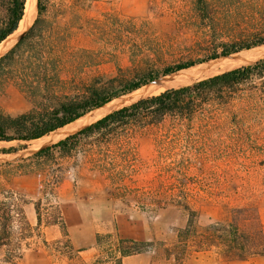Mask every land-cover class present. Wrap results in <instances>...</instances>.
<instances>
[{
  "label": "rangeland",
  "instance_id": "374dc122",
  "mask_svg": "<svg viewBox=\"0 0 264 264\" xmlns=\"http://www.w3.org/2000/svg\"><path fill=\"white\" fill-rule=\"evenodd\" d=\"M208 4L211 20L200 19L195 0H47L44 18L48 22L72 26L75 43L92 49L96 56L102 58L104 63L99 69L108 76L116 74L112 63L115 61L126 69L123 71L125 75H131L135 69L129 62V56L135 59L154 56L151 49L155 38L178 46L176 50L171 48L159 53L153 60L157 67L178 58L202 57L206 48L199 41L205 40V29L210 23L218 29L216 41L239 44L255 40V37L264 38V0H208ZM36 13L4 52L31 26ZM187 45L191 46L193 53L188 51ZM258 49L264 50V44L160 77L158 81L177 77L178 84L161 86L154 94L251 64L264 58V52L258 54L255 51ZM251 51L255 55L250 56ZM232 59L242 60L220 65ZM231 98L228 105L221 107L222 115L210 130L196 133L192 125L186 128L182 141L183 151L188 154L198 151L210 154L201 177L192 179L191 176L196 174L192 170L187 174L194 182L188 184L204 190L201 191L203 197L191 203L200 226L224 216L226 205L247 202L257 207L264 224V77L239 85ZM31 107L15 87L0 81V112L17 115ZM95 118L75 126L73 130L70 127L61 129L57 132L62 135L59 138L54 136L40 144L31 140L25 149L18 152L0 153V201L6 200L4 195L10 191L22 194L25 199L23 212L33 228L32 235L22 239L20 250L15 248V239L11 246H0V264H93L99 249L95 244L96 234L106 233L155 244V249L144 252L142 257H136L131 263L125 259L126 264H171L172 260L165 258L162 246H171L177 230L186 225L187 213L179 206L167 203L165 199L157 205L142 192H138V201L131 197L128 201L115 198L103 177L83 166L73 167L74 158H59L56 163L27 159L37 150L95 121ZM170 122L168 119L166 125ZM156 133L157 129H152L139 140V157L150 167L148 178L155 175L158 160L154 143ZM195 139L199 143L191 149ZM201 143H206L205 147ZM15 145V142L0 143V147ZM53 174H61L63 180L56 190V199L50 198L48 202L42 197V192L49 189ZM164 177L167 179L169 173ZM40 198L43 222L38 227L35 206ZM56 204L66 224L67 243L59 226L45 224L56 215ZM15 231L16 237L25 232L21 221ZM159 242L164 245H159ZM156 247L161 249L156 250ZM77 250L85 251L77 257ZM12 255L13 259L8 261V256ZM184 264H264V254L244 260L223 259L214 248L205 247L199 251L190 250Z\"/></svg>",
  "mask_w": 264,
  "mask_h": 264
},
{
  "label": "trees",
  "instance_id": "16d2710c",
  "mask_svg": "<svg viewBox=\"0 0 264 264\" xmlns=\"http://www.w3.org/2000/svg\"><path fill=\"white\" fill-rule=\"evenodd\" d=\"M46 2L37 0V13L31 26L0 55V81L15 87L32 106L17 115L0 112V143H16L15 146L0 147L3 154L25 149L27 142L48 135L160 77L264 44V38L258 36L255 40L239 44L216 41L218 29L210 23L205 29V40L199 41L206 48L202 57L178 58L157 67L153 63L157 55L166 49L176 50L178 46L155 38L151 49L154 56L140 59L129 56V62L135 69L131 75H125L123 71L126 69L115 61L112 63L116 74L108 76L99 69L104 60L92 49L75 43L72 26L48 22L44 18ZM25 4L26 0H0V43L18 29ZM195 6L201 20L212 19L208 0H195ZM187 47L189 52H194L190 45ZM262 77L264 58L191 84L167 88L106 113L37 150L27 159L56 163L59 158H74L73 167L83 166L103 177L115 198L128 201L131 197L138 201V192H142L157 205L165 199L167 203L179 206L187 213L186 225L177 230L171 246H162L165 258L172 260L171 264H184L190 250L199 251L205 247L214 248L223 259L244 260L249 256L262 255L264 224L257 207L250 202L226 205L224 216L205 226L198 224L197 213L191 203L203 197L201 191L204 190L191 185L194 182L187 174L192 170L196 173L192 179L201 177L210 154L205 151L188 154L182 145L186 128L193 125L196 133L210 130L222 115L221 107L230 103L236 87ZM168 119L171 122L166 125ZM152 129H157L154 143L158 160L155 175L148 178L150 167L140 159L138 148L139 140ZM198 143L195 139L190 148ZM205 145L201 143V146ZM166 173H169L167 179L164 177ZM144 176L147 177L144 179ZM50 177L49 189L42 192V197L48 202L50 198L56 199V190L63 180L61 174ZM4 197L6 200L0 201V246H11L15 239V248L20 250L22 239L31 236L33 231L23 212L25 199L22 194L12 191ZM41 203L42 198L35 206L38 227L43 222ZM55 210L56 215L45 224L59 226L67 243L66 224L57 204ZM20 221L25 232L16 237L15 228ZM95 242L99 254L93 264H124L123 259L127 256L155 249L153 242L110 233L96 234ZM159 245L164 244L159 242ZM13 256H8V261Z\"/></svg>",
  "mask_w": 264,
  "mask_h": 264
},
{
  "label": "bare ground",
  "instance_id": "6f19581e",
  "mask_svg": "<svg viewBox=\"0 0 264 264\" xmlns=\"http://www.w3.org/2000/svg\"><path fill=\"white\" fill-rule=\"evenodd\" d=\"M35 12H36V0H26L25 12H24V15H23L20 23H19L18 29L13 34L8 36L3 42L0 43V55L14 41L15 36L18 33H20L19 31H21L22 29L26 28L30 24V22L34 18ZM255 51L257 53L258 52L259 53L260 52H264V50H262V49H260V50L258 49V50H255ZM253 55H255V52H252V54L250 56H253ZM241 60L242 59H238V60L232 59L231 61H225V63L221 62L220 65H224V64H228L229 65V64H233L235 62L241 61ZM216 65H219V63L216 64ZM158 80H160V79H158ZM158 80L154 81V82H151V83H149V84H147L145 86H142V87L132 91L131 93H128L126 95H122V96H120L118 98H115L112 101L104 104L103 106H101L99 108H96V109L86 113L85 115H83L82 117L78 118L77 120H75V121H73V122H71V123L59 128V129H57V130L51 132L48 135H45V136L40 137L38 139H35L33 141H37L40 144L42 142L51 140V139H53L54 136L58 137V136L61 135V134L57 133L61 129H64L66 127H68V128L70 127L71 128L70 130H73V128L75 126L78 127V126H81L83 124H86V123L90 122L91 119H94L95 117H99V116H101V115H103V114H105L107 112H110V111L116 109V108H119V107H121L123 105H126V104L130 103V102H134L135 100H137V98H140L142 96L144 97V96H146L148 94H150V95L154 94V92H156L158 88L160 89L161 86L165 85L166 87H168L167 85H173V84L177 83V81H178L177 77H171L170 79H166V80H162V81H158ZM162 90H164V89H162ZM64 133H66V132H64Z\"/></svg>",
  "mask_w": 264,
  "mask_h": 264
},
{
  "label": "crops",
  "instance_id": "0c3cea01",
  "mask_svg": "<svg viewBox=\"0 0 264 264\" xmlns=\"http://www.w3.org/2000/svg\"><path fill=\"white\" fill-rule=\"evenodd\" d=\"M121 237V236H120ZM95 244H96V242H95ZM97 246V245H96ZM96 248H98V246L96 247ZM83 251H85V250H77V257H79V255L83 252ZM147 252H150V251H147ZM144 253V252H143ZM143 253H140V254H136V255H131V256H127V257H125L124 259H123V261H124V264H126L125 263V259H127V261H128V263H131L132 261H133V259H135L136 257H142L144 254ZM98 254H99V249H97V254H96V256H94V259L98 256Z\"/></svg>",
  "mask_w": 264,
  "mask_h": 264
}]
</instances>
